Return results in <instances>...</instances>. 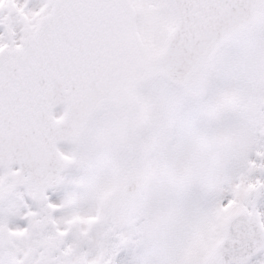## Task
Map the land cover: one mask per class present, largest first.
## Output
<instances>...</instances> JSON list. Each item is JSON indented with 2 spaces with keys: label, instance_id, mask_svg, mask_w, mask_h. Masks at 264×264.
<instances>
[{
  "label": "snow or ice",
  "instance_id": "1",
  "mask_svg": "<svg viewBox=\"0 0 264 264\" xmlns=\"http://www.w3.org/2000/svg\"><path fill=\"white\" fill-rule=\"evenodd\" d=\"M0 264H264V0H0Z\"/></svg>",
  "mask_w": 264,
  "mask_h": 264
}]
</instances>
